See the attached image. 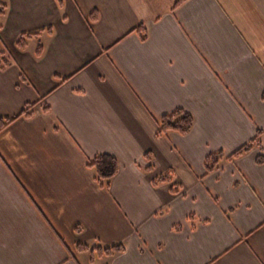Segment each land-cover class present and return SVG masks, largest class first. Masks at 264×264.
I'll return each mask as SVG.
<instances>
[{
	"label": "crops",
	"instance_id": "obj_1",
	"mask_svg": "<svg viewBox=\"0 0 264 264\" xmlns=\"http://www.w3.org/2000/svg\"><path fill=\"white\" fill-rule=\"evenodd\" d=\"M0 2V264H264V0Z\"/></svg>",
	"mask_w": 264,
	"mask_h": 264
},
{
	"label": "trees",
	"instance_id": "obj_2",
	"mask_svg": "<svg viewBox=\"0 0 264 264\" xmlns=\"http://www.w3.org/2000/svg\"><path fill=\"white\" fill-rule=\"evenodd\" d=\"M63 1L64 0H58V3L61 8H63ZM185 0H176V5L183 2ZM6 9V5L0 2V13H4ZM91 20L96 21L98 19V12L97 10H94L91 13ZM141 29V30H140ZM51 31V29H48ZM139 30L142 32L144 36V31L142 28H139ZM39 32L35 33H22L17 42L16 45L20 49H25L27 47V41L29 38L38 35ZM43 52L42 45L40 44L37 47L36 50V55L39 57L41 56ZM12 63V57L5 51H0V68L4 69L7 66H9ZM35 104H27L25 108L22 110V112L19 114V116H14V117H1L0 116V131L5 129L7 126H9L13 121H15L18 117L24 116V117H31L33 115V108ZM193 116L187 112L184 109H177L174 110L171 113H167L159 121V130L158 134L159 135H164L168 133L169 131H177L182 134H186L190 131V129L193 126ZM258 139V136L255 140L250 142L249 144H245L238 150H236L233 154L231 155H226L223 152H215L211 153L207 156L205 165L207 167V170L211 171L215 169L222 161L226 159H232L234 157L240 156L247 151H249L253 145L256 143ZM259 161H262V157L260 156ZM88 167L91 168L94 171L95 175V180L98 182V184L103 187V188H109L110 186V180L115 176L119 169V164L115 156L104 153V154H99L95 156L92 160L88 162ZM148 168H152V165L150 164ZM173 180V171L169 170L165 174H161L155 178L156 183H161V182H167V181H172ZM79 248L81 250H88L91 248L87 244H79ZM124 248L121 244H115L112 246H107V247H95L92 248V252L94 250H97L99 254H107L111 255L116 252L122 251Z\"/></svg>",
	"mask_w": 264,
	"mask_h": 264
}]
</instances>
